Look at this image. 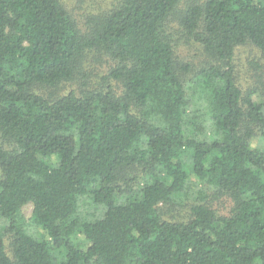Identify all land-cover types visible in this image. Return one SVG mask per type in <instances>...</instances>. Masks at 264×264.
I'll use <instances>...</instances> for the list:
<instances>
[{
  "label": "trees",
  "instance_id": "trees-1",
  "mask_svg": "<svg viewBox=\"0 0 264 264\" xmlns=\"http://www.w3.org/2000/svg\"><path fill=\"white\" fill-rule=\"evenodd\" d=\"M244 45L264 0H0V264H264Z\"/></svg>",
  "mask_w": 264,
  "mask_h": 264
},
{
  "label": "rangeland",
  "instance_id": "rangeland-1",
  "mask_svg": "<svg viewBox=\"0 0 264 264\" xmlns=\"http://www.w3.org/2000/svg\"><path fill=\"white\" fill-rule=\"evenodd\" d=\"M62 3L71 11L74 17L82 23L87 15L92 13H97L102 10V8L107 7L108 3L113 0H61ZM89 57V56H88ZM237 69L240 73L241 83L243 86H258L264 91V56L251 45H244L236 51L235 59ZM86 65L90 64V79L95 82L99 81L100 76L105 74L111 63H107V60H90L89 58L85 60ZM243 70V72H242ZM243 73V74H242ZM258 73L262 75L263 82L259 83V78L255 75ZM192 73H189L190 75ZM261 85V86H260ZM263 96V95H262ZM253 98L259 100L258 94H254ZM260 101V100H259ZM257 144V138H253L252 146ZM225 206L228 207L225 203ZM23 214L28 218L32 211L31 203L23 206ZM173 214H180L181 210L175 207L173 210H168ZM225 212L224 209L221 210Z\"/></svg>",
  "mask_w": 264,
  "mask_h": 264
}]
</instances>
